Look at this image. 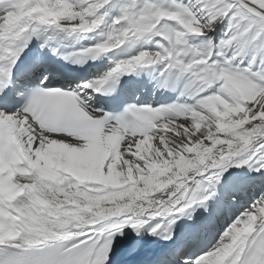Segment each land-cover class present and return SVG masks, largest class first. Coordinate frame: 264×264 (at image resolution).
<instances>
[{"label":"snow or ice","instance_id":"obj_1","mask_svg":"<svg viewBox=\"0 0 264 264\" xmlns=\"http://www.w3.org/2000/svg\"><path fill=\"white\" fill-rule=\"evenodd\" d=\"M41 8L55 15L47 22L42 21L41 12L37 11ZM112 8L117 15L109 22L108 10ZM10 14L15 19L6 23ZM225 22L227 27L222 37L214 42L209 33ZM105 24L107 30L100 42L64 59L81 64L85 58L96 59L125 43L132 46L155 37L161 40L156 41L155 51L141 50L116 62L108 72L85 83L83 88L100 92L102 86L118 74L144 65H162L165 85L167 77L175 72L177 81L181 78L186 81L180 95L194 103H174L157 109L129 105L126 114L112 122L107 114L86 111L74 92L51 90L46 85L27 92L14 89L13 68L32 37H39L48 29L90 33ZM0 32L3 33L0 36V160L4 163L19 155L21 146L28 148L29 135L35 137L31 141L33 150L68 136L76 137L71 146L66 145L69 149L86 150L100 142L101 133H114L126 121L142 113L168 115L177 110L200 111L205 102L217 98L228 100L225 93L230 82L250 92H264V0H187L186 3L184 0H0ZM190 37L203 39L193 44ZM246 57L247 65L240 67ZM246 108L247 135L234 147H228L227 141L205 139L204 131L193 135L192 121L184 123L179 130L188 132L184 144L177 141V150L190 152L193 144L203 141L205 145H217L221 151L211 149L212 159L207 163L201 157L202 171L194 165L195 171L175 183L171 179L161 183L159 187L163 191L148 197L150 206L146 208L141 206V200H133L144 189H137L135 193L122 189L120 195L129 197L127 203H116L98 211L89 203L81 207V201H91L93 195L80 176L79 180L68 181L73 187L67 191L77 193L76 196L63 195L64 200L37 201L25 207L26 196L18 193L31 180L18 177L12 181L15 188L8 190L9 168L0 173V179L6 181L4 191L0 192V236L5 237L0 243V264H116V244L121 242V237L124 254L121 264H144L140 259L143 243L140 233L147 230L150 235H157L160 228L159 224L149 223L152 218L193 205L210 215L213 203H231L246 186L256 181L264 183V96H258ZM25 132L27 136L23 135ZM134 144L135 137L131 143L125 141L127 152L121 147L125 159L133 158ZM169 151L176 154L171 148ZM233 166H246L251 174L229 171L226 176L222 175ZM107 168L108 162L105 170ZM217 184L219 192L215 190ZM24 193H28L27 188ZM69 203L76 206L74 210L64 207ZM57 204L61 206L58 208ZM29 214L31 226L36 229L31 232L22 224ZM76 217H87L89 222L72 223ZM45 218L51 222L41 227ZM187 218L192 219L190 213ZM249 221L256 227L253 232L255 252L247 264H264V191L235 217L210 250L194 261L175 254V264H213L214 254L226 248L232 232ZM128 230L134 235H129ZM165 239H171L170 234ZM241 259L243 257L238 259L232 253L223 264H240ZM156 264H168V261L160 260Z\"/></svg>","mask_w":264,"mask_h":264},{"label":"bare ground","instance_id":"obj_2","mask_svg":"<svg viewBox=\"0 0 264 264\" xmlns=\"http://www.w3.org/2000/svg\"><path fill=\"white\" fill-rule=\"evenodd\" d=\"M184 2L186 3L187 0H184ZM108 11L107 20L110 22L117 15V11L115 8ZM14 19L15 17L10 14L6 23H10ZM226 27V22L217 25L215 31L209 33V36L214 42L218 41ZM106 30V24L90 33L55 32L48 29L42 32L39 37L46 50L50 45V51L54 54L58 49L60 50L56 62L63 61L73 68L78 66L82 73L93 70L94 65L103 73H106L115 66L116 62L130 58L141 50L155 51L156 41L161 40V38L155 37L148 42L140 41L132 46L125 43L104 56L100 55L96 59L85 58L81 64L68 62L69 60L64 59L65 56H75L83 49L100 42ZM202 39L203 37H190L193 44H199ZM76 45H82L83 49L76 50ZM51 57H48L49 61ZM110 59L113 60L112 66L108 65ZM247 63L248 58L246 57L239 66L244 67ZM161 72L162 65L138 68L134 71L129 79V86L136 91L140 98L135 106L157 109L174 103H194V100L180 95L181 88L186 82L183 78L177 81L176 73L173 72L167 77L168 83L165 85L166 77L162 76ZM165 89L174 95L173 101L167 105L161 104L158 99V96H161ZM146 94L149 96L148 101L144 100ZM225 94L229 96L228 100L217 98L211 102H205L200 111L195 109L187 112L177 110L168 115L153 112L142 113L140 115L143 118V125H133L128 130L120 128L114 133H110L115 137L111 141L101 133L100 142L86 150L72 151L66 145L53 146L49 144V147L41 150V160L42 162L47 160L49 166L63 167L66 172H72L82 177V182L89 185L88 190L92 195L115 194L111 203L101 202L100 207H97L96 201H81V207L84 203H89L94 210L98 211L100 208L114 206L116 203H127L129 197L120 195L122 189H131L133 193L137 189H144L140 196H134L133 200L139 199L142 201V207H149L148 197L154 196L157 191H163V188L159 187L161 183L167 182L169 179L175 183L187 176L188 172L195 171L194 165L202 171L203 168L200 166L201 157L207 163L208 160L212 159L211 149L214 148L217 152L221 151L217 145H205L203 141L193 144L190 152L177 150V141L184 144L188 132L187 129L179 130L184 123L189 120L192 121L193 135L204 131L206 134L205 139L211 137L220 143L227 141L228 147H234L236 144L241 143L242 137L247 135V130L244 128V125L248 122L246 105L258 96H264V92H250L239 84L230 82L227 85ZM221 101L228 105L227 109ZM213 107L216 108V111H212ZM177 120H179V124ZM197 124L199 127H196ZM133 129H136V131H133ZM23 135L27 136L28 133L25 132ZM134 137V150L131 153L133 158L125 159L120 149L124 147L125 152H127L128 148L125 147V141L131 143ZM138 141L139 143H137ZM170 148L176 152L175 155L169 151ZM185 148L187 149V145ZM205 149H209V151H205ZM29 155L32 156L33 160L36 159L31 152H29ZM138 161H142V163H138ZM106 162H108L107 170H105ZM229 171L233 174H251L246 166H233L226 169L222 175L226 176ZM165 186L168 185L165 184ZM215 190L219 192V184L215 185ZM261 191H264V183L256 181L246 186L237 200L231 203L227 201L213 203L210 215L205 213L203 208L193 205L184 208L182 211L174 209L167 215L152 218L149 223L152 225L159 224L160 228L157 230V235H150L147 230L141 231L140 236L143 238V243L140 245V258L150 261L151 264H156L160 260L173 261V264H175V254H179L182 245L190 247L189 244L194 237L199 240L207 239L210 241L207 248H204V251L199 255L206 253L216 244L226 227L258 197ZM64 199L63 194L57 197V200ZM64 207L68 210H74L76 206L69 203ZM189 213L192 219L187 218ZM69 219L71 218L69 217ZM72 223H77V220H72ZM128 233L134 235L131 230H128ZM169 234L171 239H165V236ZM194 245L192 244V246ZM197 254H189L188 257L195 256L192 260L194 261L199 256ZM123 255L122 253L117 259L118 263H121ZM226 257L223 249L218 251L212 258L213 264H222V260Z\"/></svg>","mask_w":264,"mask_h":264},{"label":"clouds","instance_id":"obj_3","mask_svg":"<svg viewBox=\"0 0 264 264\" xmlns=\"http://www.w3.org/2000/svg\"><path fill=\"white\" fill-rule=\"evenodd\" d=\"M37 11L41 12V19L45 22L48 21L50 16L55 15L51 13L47 8L37 9ZM61 14L66 13L62 12ZM2 35L3 33L0 32V36ZM221 103L226 109L228 108V105L224 101H221ZM212 111H216V108L213 107ZM133 131H136V129H133ZM40 135H42V133ZM104 135L109 141L115 139V137L110 133ZM34 139L35 137H31L29 135L28 148L23 149V147L21 146L19 155L14 156V158L9 161V163L13 165V167L9 168L10 175H8V177L6 178L8 190H12L15 188V184H13L12 181L15 174L18 172L21 177L27 180H31V183H25L21 187L20 193H18L24 194L26 196L27 204L24 205L25 207L35 205L37 201H40L41 203H43L44 200L55 202L57 201V197L60 194H71L72 196H76L77 193H69L67 191L68 189H71L73 187V185L68 183V181L71 179L79 180V176L73 174L72 172H66V169L63 167L54 165L49 166L47 160H44L42 162L41 150L43 148L49 147V144H42L38 146L36 150H33L31 141ZM75 139V136H68L65 137V139L62 141H56L51 144L53 146H71L73 140ZM137 143H139V141ZM29 152H31L32 155L36 157L35 160L32 159V156L29 155ZM5 167L6 165L3 160H0V173L4 172ZM5 183V180L0 179V192L4 191ZM62 185L66 187H62ZM25 188L28 189V193H24ZM114 195V193H109L108 195H93L91 199L93 201H96L97 207H100L101 202L111 203ZM60 206L61 205L57 204L58 208ZM53 218L55 219L56 217L53 216ZM31 220L32 217L31 214H29V216L26 217V220L22 222V224H24V227L27 228V230L30 232L36 230L32 228L30 223ZM76 220L77 224H80L81 222H89L87 217H76ZM50 222L51 221H48L47 218H45V220L41 222L40 226L43 227L44 223ZM255 230L256 227L253 221L241 224L239 226V229L233 231L230 235L228 244L224 249V255L228 256L232 253H235L238 259L240 257H243V259L240 260V264H247L248 259H250L255 252V237H253V232H255ZM16 235H19V233H16ZM9 237H11V233L9 234ZM4 239V236H0V243H3Z\"/></svg>","mask_w":264,"mask_h":264}]
</instances>
